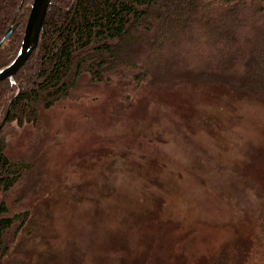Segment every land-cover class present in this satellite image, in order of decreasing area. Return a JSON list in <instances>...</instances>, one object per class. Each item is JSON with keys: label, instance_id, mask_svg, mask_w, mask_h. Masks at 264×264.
<instances>
[{"label": "rangeland", "instance_id": "1", "mask_svg": "<svg viewBox=\"0 0 264 264\" xmlns=\"http://www.w3.org/2000/svg\"><path fill=\"white\" fill-rule=\"evenodd\" d=\"M234 84L113 79L43 110L39 127L13 123L8 148L34 171L0 196L14 221L2 259L239 264L264 214V100Z\"/></svg>", "mask_w": 264, "mask_h": 264}, {"label": "trees", "instance_id": "2", "mask_svg": "<svg viewBox=\"0 0 264 264\" xmlns=\"http://www.w3.org/2000/svg\"><path fill=\"white\" fill-rule=\"evenodd\" d=\"M32 2L0 0V37L18 24L0 68L20 49ZM198 75L232 76L234 88L264 100V0H52L36 50L15 81H0V196L34 171L8 148L13 123L39 127L43 110L104 81L172 87ZM13 222L0 216V245ZM257 222L239 264H264L263 213Z\"/></svg>", "mask_w": 264, "mask_h": 264}, {"label": "water", "instance_id": "3", "mask_svg": "<svg viewBox=\"0 0 264 264\" xmlns=\"http://www.w3.org/2000/svg\"><path fill=\"white\" fill-rule=\"evenodd\" d=\"M52 0H33L27 22L24 29L23 39L20 49L15 58L6 66L0 68V81L10 79L15 81V75L25 65L39 44L40 34L48 13L49 6ZM18 24L14 23L9 26L0 37V49L10 36L16 30ZM12 102L8 107L6 116L9 113ZM3 120L2 124L4 123ZM1 124V125H2Z\"/></svg>", "mask_w": 264, "mask_h": 264}]
</instances>
